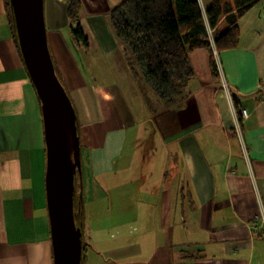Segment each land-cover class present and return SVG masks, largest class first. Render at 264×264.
Returning a JSON list of instances; mask_svg holds the SVG:
<instances>
[{"label":"crops","instance_id":"0c3cea01","mask_svg":"<svg viewBox=\"0 0 264 264\" xmlns=\"http://www.w3.org/2000/svg\"><path fill=\"white\" fill-rule=\"evenodd\" d=\"M68 1L43 0L46 31L65 27L70 36ZM121 1L80 0L77 22L88 47L76 48L89 79L92 57L125 55L109 22ZM0 20L7 30L0 37V264H53L39 101L3 0ZM238 29L235 48L212 47L216 74L207 49L189 54L193 74L171 107L131 70L130 112L117 89L71 88L80 139L76 192L90 243L84 264H264V0ZM129 125L130 162L120 161ZM109 201L119 203L106 209Z\"/></svg>","mask_w":264,"mask_h":264},{"label":"trees","instance_id":"16d2710c","mask_svg":"<svg viewBox=\"0 0 264 264\" xmlns=\"http://www.w3.org/2000/svg\"><path fill=\"white\" fill-rule=\"evenodd\" d=\"M259 1L206 0L201 6L200 0H122L110 10L109 22L128 58L130 70L136 76L137 70H141L142 77L138 76L141 82L159 101L171 107L193 74L189 54L195 49H207L212 74H216L212 47L216 51L235 48L239 39L238 20ZM3 4L12 41L21 59L9 0H3ZM79 8L80 0H69L66 14L72 43L86 50L88 41L77 22ZM208 28L212 31L211 39ZM23 69L25 71L24 66ZM232 99L238 102L234 94ZM74 213L82 233L81 264H84L88 244L83 237L80 194H76L74 200Z\"/></svg>","mask_w":264,"mask_h":264},{"label":"water","instance_id":"95a60500","mask_svg":"<svg viewBox=\"0 0 264 264\" xmlns=\"http://www.w3.org/2000/svg\"><path fill=\"white\" fill-rule=\"evenodd\" d=\"M17 44L39 101L45 142V195L53 264H81L74 200L80 174L77 114L54 68L43 0H9Z\"/></svg>","mask_w":264,"mask_h":264},{"label":"rangeland","instance_id":"374dc122","mask_svg":"<svg viewBox=\"0 0 264 264\" xmlns=\"http://www.w3.org/2000/svg\"><path fill=\"white\" fill-rule=\"evenodd\" d=\"M200 4L203 6L201 1ZM2 20H0V24ZM62 28L63 29L61 30V33H55V31L52 30H48L46 33L50 52L55 64L56 73L65 89L69 92L70 97L71 88L74 86L80 85L82 83L89 85L100 84L105 90L114 92L117 89L120 91L123 95V100H127L125 102L127 103V108L130 112V64L128 62V58L124 54H121V52L118 50H115L113 54H110V56H105L100 59H94L92 57V79H89L88 73L85 72V59H83L76 46L70 41V36L68 37V33H65L67 32L66 28ZM5 33H7L6 28L2 29L0 27V37H2ZM208 35L211 39L212 31L209 28ZM213 49L215 48L213 47ZM137 71L139 72L138 76L140 75L142 77L141 70ZM149 93L152 94V91L150 90ZM146 105L147 108H150L147 102ZM124 142L123 157L120 158V161L123 159L124 161L130 162V125L127 127L126 138ZM120 187L122 192H125V194L128 195V198L124 202V207L130 208V181L127 180L126 176L121 178ZM118 203L109 201L105 208L113 209ZM112 217L113 216H111L108 221L111 220ZM83 225H86V220H84ZM84 240L87 242L85 238ZM87 244L88 245L86 248L88 249L90 243L88 242Z\"/></svg>","mask_w":264,"mask_h":264},{"label":"built area","instance_id":"2783aa9c","mask_svg":"<svg viewBox=\"0 0 264 264\" xmlns=\"http://www.w3.org/2000/svg\"><path fill=\"white\" fill-rule=\"evenodd\" d=\"M213 53H214V51H213ZM238 113H239V115H240L241 118H246L248 116L247 109L246 108H243V107H241V108L239 107L238 108ZM235 122H236L235 125L238 127L239 126L238 123H237L238 120L236 119ZM254 228H256V227L254 226Z\"/></svg>","mask_w":264,"mask_h":264}]
</instances>
